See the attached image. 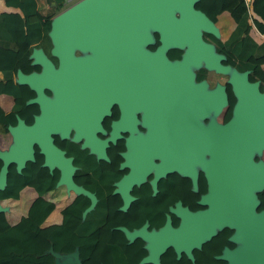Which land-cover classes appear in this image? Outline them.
I'll return each instance as SVG.
<instances>
[{
	"label": "flooded vegetation",
	"instance_id": "af4514ba",
	"mask_svg": "<svg viewBox=\"0 0 264 264\" xmlns=\"http://www.w3.org/2000/svg\"><path fill=\"white\" fill-rule=\"evenodd\" d=\"M147 22L139 25V19L122 17L106 21L87 19L85 23L90 25L75 26L67 36L63 47L69 49V56H51L50 39L48 51L39 47L55 69L67 68L71 72L66 92L62 93L65 97L56 104V116L64 119L61 124H66L67 130L61 137L60 124L51 137L63 156L70 158L73 182L94 195V208L97 203H105L104 214L89 228L102 231L120 226L131 231L145 226L150 231L161 228L166 220L176 228L182 218L176 212L184 208L191 213L204 210L207 208L204 196H208L217 205L228 202L225 213L233 216L235 223L223 225L199 247L191 248V257L184 251L177 255L170 246L164 251L170 249L176 260L184 256L189 264L196 261L227 264L219 256L223 249L232 250L242 244L238 233L245 229L250 244L258 245L264 252V233L251 225V218L249 228H242L246 219L237 215L235 209L236 202L253 201L254 213H264V147L249 149V161L255 167L242 164L235 155V147H229L234 153L227 156L228 167H233L232 175L242 180L246 174L253 176L249 179L257 182L251 186L246 183L234 186L219 176V168L227 167L220 156L221 149H225L219 146L220 125L231 119L235 104L227 81L229 75L207 68L202 62L189 63L187 68L174 66L186 57V43L179 45L170 40L163 46L160 31L151 24V19ZM204 33L201 39L220 54ZM76 39L84 43L79 45ZM161 58L170 64L168 69L159 66ZM223 61L225 57L221 63L230 65ZM35 66L37 69L32 71L38 72L40 67ZM218 85L223 86L226 104L218 113L206 108L204 113L196 112L190 117L187 108L208 100L201 95ZM263 85L259 84V90ZM43 93L55 97L48 88H43ZM57 95L60 96L59 91ZM165 101L167 111L162 110ZM190 120L195 124H190ZM198 141L201 146L196 145ZM210 142L213 147L209 149ZM98 150H104L106 159L97 157ZM196 152L201 153L194 155ZM240 164L245 168L237 170ZM54 170L57 171L53 168L48 172L52 174ZM128 174L133 180L127 189L129 203L122 209L121 192L113 190L119 188L116 183ZM68 196L71 202L77 195ZM111 208L114 210L110 212ZM246 215L249 217L247 211ZM103 261L98 259L99 264Z\"/></svg>",
	"mask_w": 264,
	"mask_h": 264
},
{
	"label": "water",
	"instance_id": "95a60500",
	"mask_svg": "<svg viewBox=\"0 0 264 264\" xmlns=\"http://www.w3.org/2000/svg\"><path fill=\"white\" fill-rule=\"evenodd\" d=\"M196 1L79 0L50 18V28L47 32L51 43L49 54L51 56L60 55L61 58L66 54L69 56V49L63 47L67 36L75 26L90 25L85 23L87 19L106 21V19L121 17L136 18L140 20L139 25L149 24L147 21L151 19L153 21L151 24L161 33L163 46L170 40L179 45L183 43L187 45L186 57L174 66L187 68L189 63L199 65L202 62L207 68H213L229 75L227 81L231 85L235 104L231 119L224 125H220L219 146L226 149H221L220 156L224 157L227 167L219 168V176L230 183L232 182L234 186L241 183L250 184L251 186L252 183L257 182L254 179H249L253 176L246 174L244 176L246 179L242 180L239 176L232 175L233 167H228L229 160L227 156L234 154L229 147H235V155L242 164L248 163L247 165L252 167L256 166V164L249 161L251 156L249 149L255 147L259 150L264 147V85L262 90H259L258 80L248 81V70L240 72L233 66L222 64L221 61L224 56L216 53L211 44L201 39L202 32L219 37V31L212 20L200 10L194 8ZM76 43L82 45L84 41L76 39ZM28 58L31 65H39V71L23 73L17 69L14 82L25 84L33 91V97L28 99L26 103L36 104L39 107V113L33 116L30 124H26L23 119L15 115V124L7 126L10 142L5 149H0V190L6 184L8 165L13 163L16 171L20 172L26 161L34 159V146H36L39 154L43 157L41 165L48 168L49 171L53 168L58 171L54 187L64 185L67 191H72L76 195H85L90 199L89 205L82 211L83 217L93 207L95 203L94 195L73 182L71 176L74 167L71 165L70 158L63 156V152L52 143L51 137V133L57 131L56 126L64 120L61 116H56V104L57 100L65 97L62 93L66 92L71 72L67 68L55 69L49 58L39 47H33ZM163 59H160L161 64L159 66L166 70L170 67V64ZM189 76L190 74H188ZM43 88H48L55 94V97L45 96ZM58 91L60 96L57 95ZM201 97L208 98V100H202L204 102L198 103L197 106L187 108V114L190 117H193L196 112L198 114L204 113L206 108H212L218 113L222 106L226 104L225 92L221 85L216 86L214 90L205 92ZM165 103L167 104L164 105L162 110L167 111L168 101H165ZM184 106L186 107V104ZM162 110L161 114L164 113ZM189 123L195 124V121L190 120ZM60 126L63 130L60 136L63 137L67 125L61 124ZM86 140H90V138ZM109 140L113 141L114 138H109ZM196 145L201 146V142L198 141ZM208 147L209 149L213 147L211 142ZM95 152H97V157L106 159L104 150ZM200 153L196 152L194 155ZM242 156L244 157L243 160L240 158ZM244 168L245 166L242 167L240 164L237 170ZM129 174L116 183L119 184V188L113 190L114 193L121 192L123 198L122 209L129 203L127 189L133 180L132 175ZM258 184L256 183V185ZM123 188L124 190H122ZM248 195L251 197L250 192ZM204 197L206 198L204 201L207 204L206 209L191 213L184 208L176 212L182 217L176 228H172L168 220L161 228L150 231H147L145 226L131 231L125 227H118L128 242L136 237L145 242L144 248L147 250V254L138 264H158L159 255L169 246L174 249L177 255L180 251H184L187 256L191 257V248L199 247L202 242L209 239L223 225L229 226L235 223L233 216H226L225 210L228 209V202L217 205L208 196ZM253 205V201L249 204L236 202V214L246 219V223H243L245 226L242 228H249L248 220L251 218L253 223L251 225L255 226L257 231L264 233V213H254ZM7 209L6 206H2L0 203V212ZM245 210L249 217H247ZM238 227L241 226L238 225ZM243 230L245 229H240L238 233V238L242 240V244L232 250L223 249L219 258L226 259L227 264H264V252L258 245L250 244ZM44 253H48L53 257L54 264H82L77 247L71 252L64 253L54 251L50 244Z\"/></svg>",
	"mask_w": 264,
	"mask_h": 264
},
{
	"label": "trees",
	"instance_id": "16d2710c",
	"mask_svg": "<svg viewBox=\"0 0 264 264\" xmlns=\"http://www.w3.org/2000/svg\"><path fill=\"white\" fill-rule=\"evenodd\" d=\"M63 2L64 0H3L5 7L15 11L0 12V94L12 99L9 111L5 112L0 107V134H8L7 126L15 124V115L30 124L37 113L36 104L25 103L27 98L33 97V91L25 84L15 83L14 76L17 69L23 73L37 69L30 64L29 53L33 47H42L48 51L50 18L60 10ZM241 2L242 0H197L194 8L216 22L221 13L232 12ZM45 5L48 9L43 12ZM251 27L264 37V0H249L225 39H217L207 33L204 35L224 55L223 63L232 65L238 71L248 70V81L259 80L262 86L264 39L259 43L254 41L249 36ZM33 156L34 159L26 161L20 172L16 171L13 163L7 167L6 184L0 190V200L17 199L24 186H31L36 197L29 204L25 215L15 224H9L4 213L0 212V264H54L53 257L44 253L50 244L54 251L64 253L77 247L82 264H99L100 258L104 259L103 264H138L146 251L142 239L136 237L128 242L118 228L120 226L102 231L90 229L89 226H95L104 214L105 203H97L95 208L93 205L82 217V211L90 203L85 195L78 194L61 209L58 224L41 226L54 208V203L41 195L47 191L44 197L53 200L57 196V189H51L55 186L58 173L54 170L50 174L47 168L41 166L43 157L36 146ZM110 190L111 187H108L107 192ZM111 210L114 208L110 212ZM159 258V264H189L184 256L179 260L173 258L170 249L164 251Z\"/></svg>",
	"mask_w": 264,
	"mask_h": 264
},
{
	"label": "crops",
	"instance_id": "0c3cea01",
	"mask_svg": "<svg viewBox=\"0 0 264 264\" xmlns=\"http://www.w3.org/2000/svg\"><path fill=\"white\" fill-rule=\"evenodd\" d=\"M237 9H238V6L232 12H229V13L223 12L217 17V19H220V17L223 16L224 14H229V15L233 16L232 13L236 11L237 16L236 17L233 16L234 24H235V22L237 21V19L239 17V14H240L237 12ZM1 11H15V9L5 7V5L3 4V0H0V12ZM234 24H233V26H234ZM216 25L219 29L218 20L216 21ZM233 26H232V28H233ZM230 30H228V33L230 32ZM228 33H227V35H228ZM249 36L254 41H256L257 43L261 42L264 39V37L262 35H260L255 30L254 27L250 28ZM221 38H223V37H221ZM263 69H264V65H263ZM11 104H12V99L10 96L0 94V107L3 109V111H5V112L9 111L11 108ZM9 142H10V136H9ZM9 142H8V144H9ZM2 149H4V148H2ZM42 167H44V166H42ZM55 189H58L59 193L56 194L57 196L54 197L53 200L44 197V195L47 191L42 194V197L44 199L54 203V208L47 215V217L44 219L43 223L41 224L42 227H46V226L53 225V224H58L60 222V220H61L60 211L63 207H65L70 202L68 195L70 193H73L72 191H67L66 188L64 187V185H59V186L55 187ZM35 197H36L35 190L31 186H24L19 191V196L17 199L7 198V199L1 200L0 201L1 205L4 204L2 206H6L8 208L6 211H4L5 218H6L7 222L9 224H15L21 216L25 215L29 204L31 203V201ZM24 202H25V204H24Z\"/></svg>",
	"mask_w": 264,
	"mask_h": 264
},
{
	"label": "rangeland",
	"instance_id": "374dc122",
	"mask_svg": "<svg viewBox=\"0 0 264 264\" xmlns=\"http://www.w3.org/2000/svg\"><path fill=\"white\" fill-rule=\"evenodd\" d=\"M77 1H79V0H64L62 7L56 13H58L61 10L69 7L70 5L74 4ZM46 9H48V6L47 5L44 6L43 12ZM244 10H245V6L244 5H239L238 6V9H237V12L241 14L242 11H244ZM232 15L234 17H236L237 16L236 11L233 12ZM233 16H231L229 14H224L223 16L220 17V19H217L218 20V24H219V34H220V37H223L224 38L227 35L228 30H230L232 28V26L234 24V18H233ZM8 142H9V136H8V134H0V148L1 149L2 148L5 149L6 146H7V144H8ZM55 191H56L55 194H58L59 193V190L58 189L55 190ZM24 204H25V202H24ZM2 205H4V204H2Z\"/></svg>",
	"mask_w": 264,
	"mask_h": 264
},
{
	"label": "clouds",
	"instance_id": "9594fccd",
	"mask_svg": "<svg viewBox=\"0 0 264 264\" xmlns=\"http://www.w3.org/2000/svg\"><path fill=\"white\" fill-rule=\"evenodd\" d=\"M249 1V0H248ZM248 3V2H247ZM247 3H245L243 0H242V2L239 4V5H244L245 6V9H246V6H247ZM56 14V13H55ZM54 14V15H55ZM217 21V20H216ZM215 23V25H216V22H214ZM216 27H217V25H216ZM218 28V27H217ZM218 31H219V29H218ZM226 37H224V38H221L220 37V34H219V39H221V40H223V39H225ZM15 77V76H14ZM259 81V80H258ZM253 82V81H252ZM259 84H260V81H259ZM8 136H9V134H8ZM7 147V146H6ZM53 189H55V187L53 188ZM53 189H51V190H53ZM48 191H50V190H48ZM45 193V192H44ZM42 196V195H41ZM1 201V200H0ZM4 213V212H3ZM5 215V214H4ZM43 223V222H42Z\"/></svg>",
	"mask_w": 264,
	"mask_h": 264
},
{
	"label": "built area",
	"instance_id": "2783aa9c",
	"mask_svg": "<svg viewBox=\"0 0 264 264\" xmlns=\"http://www.w3.org/2000/svg\"><path fill=\"white\" fill-rule=\"evenodd\" d=\"M245 3H247L248 2V0H243Z\"/></svg>",
	"mask_w": 264,
	"mask_h": 264
}]
</instances>
